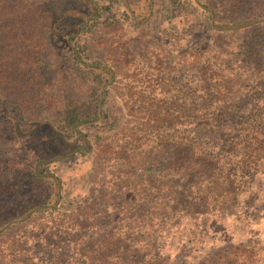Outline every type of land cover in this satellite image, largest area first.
Listing matches in <instances>:
<instances>
[{"label": "rangeland", "instance_id": "rangeland-1", "mask_svg": "<svg viewBox=\"0 0 264 264\" xmlns=\"http://www.w3.org/2000/svg\"><path fill=\"white\" fill-rule=\"evenodd\" d=\"M92 1L100 15L95 20L89 15L84 24L90 29L78 41L54 48L60 60L50 50L34 71L26 73V79H36L35 85L20 91L2 85L6 97L0 94V264H101L100 258L83 257L93 258L92 248L101 245L97 240L103 232H96L98 224L103 230L115 227L114 233H134L140 264L149 257L161 264H200L236 247L252 250L255 264H264L263 154L249 176L237 174V168L227 164L226 175L236 176L238 184L230 189L223 208L157 221L150 247L145 242L150 237L146 222L135 223L132 213H121L123 205L144 197L133 194L137 182L130 178L133 156L161 148L158 140L149 145L148 134L137 138L135 127L147 119L149 106L176 100V107L183 94L187 92L190 100L208 77L207 82L225 85L237 97L242 106L238 119L252 120L259 110L256 117L264 124V71L256 69L261 67L262 55L249 45L255 33H264V26L214 34L203 9L211 8L214 23L232 22L264 16V0H236V10L227 5L232 0H151L150 10L146 0H127L132 13L123 0ZM78 7L88 10L86 3L79 2ZM71 51L82 55L80 66L93 74L81 89L64 86L57 91L52 83L58 65L62 60L69 66L67 62L76 58ZM105 67L112 77L101 70ZM94 74L111 80L102 84ZM215 74L221 78L213 80L210 76ZM94 87L101 88L100 98ZM65 90H72L88 109L96 98L102 106L101 115L93 114L89 125L76 128L84 138L85 154L79 152L76 136L59 128L63 123L55 114L60 112ZM32 98L36 100L29 102ZM175 107L165 109V118L172 122L164 126L177 136ZM127 143L132 145L125 147ZM39 162L44 163L40 170ZM157 171L156 166L144 174L156 178ZM49 174L59 183L58 202Z\"/></svg>", "mask_w": 264, "mask_h": 264}, {"label": "trees", "instance_id": "trees-1", "mask_svg": "<svg viewBox=\"0 0 264 264\" xmlns=\"http://www.w3.org/2000/svg\"><path fill=\"white\" fill-rule=\"evenodd\" d=\"M79 2L88 4L87 12L79 10ZM123 2L127 10L132 13L129 2L127 0ZM235 2L236 0L228 1L230 4H227L228 7L236 10ZM146 3L150 10L151 0H146ZM203 9L208 15L209 30L214 34L252 25L264 26V16L252 15L233 19L232 22L215 21L214 23L215 14L211 8L204 6ZM98 14L100 15L98 6L92 0H0V94L6 97L2 90L4 84L16 91L31 84L35 85L36 79H26V73L31 69L34 71L39 60L47 57L50 50L53 51L52 54L57 55L56 59L60 60L61 55L55 54L54 48L69 47L70 42L78 41L80 35L87 28L90 29L84 24L89 15H93L95 20ZM263 38L264 33L260 35L255 33L253 42L249 44L259 52L260 56L262 55L261 67H256L260 73L264 71L262 70ZM73 53L76 54V58L72 57V62H67L68 67L63 65L62 60L58 65V77L52 83L57 91H62L64 86L81 89L82 86L85 87L84 80L86 81L93 74L91 69L85 71L80 66L82 55L78 51ZM73 53L71 51V55ZM101 70L112 77L108 68ZM104 76L94 74L98 82L109 83L111 77L104 80ZM210 77H213V80L221 78L218 74ZM207 78H203L205 84H200V88L190 100L187 98V92L183 94L180 104L176 107V100L161 106H149V116L135 127L139 130L137 138L146 137L144 134H148L147 140L151 139L149 145H153L156 143L154 140H158L161 148L133 156L130 162L132 165L130 178H136L137 182H135V192L131 191L144 197L140 202L132 201L131 206L123 205L121 213L126 211L132 213L135 223L146 222L150 237L145 242L149 247L153 242L157 221L163 222L166 218L179 214L205 213L223 208L227 203V195L231 194L230 189L238 184L236 176L232 178L226 175L224 169L227 164L233 169L237 168V174L249 176L251 171H256L258 168V155L263 154L264 159V124L256 117L259 110L253 115L252 120L245 117L238 119L242 106L231 89L225 85H212V82H207ZM94 88V93L99 92L100 98L101 88ZM99 98H96V103L90 104L88 109L80 103V99L74 98L72 90H65L60 112L55 114L58 117L57 121L63 123L59 128L64 134L74 135L75 140L80 141L78 148L82 154L86 152V147L82 146L84 138L76 133V128L89 125L92 122L90 116L93 114H102V106L97 101ZM10 100L14 101V98ZM35 100L36 98H32L29 102ZM54 101L55 99H52V103ZM173 107L178 109L179 113L177 136L172 129L164 126V123L172 122L165 118L168 117L165 109L170 110ZM86 135L88 137V134ZM84 143L88 146V142ZM129 145L132 144L127 143L125 147ZM218 146L219 151H216ZM43 165V162H39L38 169L40 170ZM156 166L160 171L159 176L153 178L144 174L149 173ZM47 178H51L54 183L58 202V180L51 174L47 175ZM129 183L128 179L126 185ZM242 184L243 182H239V185ZM156 193L160 195L158 200L148 199V196ZM39 209L43 210L42 207ZM137 212L138 215L135 214ZM98 225L100 227L96 232H103L98 234L99 241L97 240L101 245L96 250L92 248L93 258L83 254L84 259L100 258L101 264H140L137 262L139 240L134 237V233L131 235L114 233L115 227L103 230V226ZM158 260L149 257L145 264H161ZM255 262V254L252 250L236 247L228 254L218 253L207 262L200 264H255Z\"/></svg>", "mask_w": 264, "mask_h": 264}]
</instances>
